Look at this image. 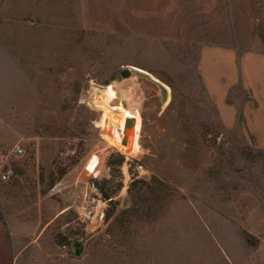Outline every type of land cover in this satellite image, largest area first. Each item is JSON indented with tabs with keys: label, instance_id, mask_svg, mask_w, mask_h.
<instances>
[{
	"label": "rangeland",
	"instance_id": "374dc122",
	"mask_svg": "<svg viewBox=\"0 0 264 264\" xmlns=\"http://www.w3.org/2000/svg\"><path fill=\"white\" fill-rule=\"evenodd\" d=\"M148 8L0 0V220L32 242V259L264 264V150L219 119L195 45L154 38L147 53L134 33ZM256 11L264 41V0ZM161 17L152 14L153 27ZM126 65L158 80L165 100L143 77L116 78Z\"/></svg>",
	"mask_w": 264,
	"mask_h": 264
},
{
	"label": "crops",
	"instance_id": "0c3cea01",
	"mask_svg": "<svg viewBox=\"0 0 264 264\" xmlns=\"http://www.w3.org/2000/svg\"><path fill=\"white\" fill-rule=\"evenodd\" d=\"M151 2L138 14L148 18L147 25H135L134 33L142 44L148 39L147 53L154 38L195 45V68L219 119L242 130L250 148L264 150V41L257 33V0H176L179 30L172 0H164L161 12L153 11ZM154 13L162 17L153 27ZM31 243L0 220V264H71L57 256L29 258Z\"/></svg>",
	"mask_w": 264,
	"mask_h": 264
},
{
	"label": "water",
	"instance_id": "95a60500",
	"mask_svg": "<svg viewBox=\"0 0 264 264\" xmlns=\"http://www.w3.org/2000/svg\"><path fill=\"white\" fill-rule=\"evenodd\" d=\"M131 73H133L134 75L143 77V78L151 81L152 83H154L158 87V90H159L160 102L162 103L165 100V95L166 94H165V89L162 86V84L158 80H154L148 74L143 73V72L131 67L130 65H126L123 68H121L119 70V73H116L115 76H116V78L118 76H128ZM133 121H134L133 117H131V116H126L125 117L124 123H123V129H122V134H123V136L121 138V142L122 143L125 142L126 137H127L128 133H129L132 125H133ZM81 246H82V241L80 239L74 240L73 243H72V246H71V251L73 252V254H77L80 251Z\"/></svg>",
	"mask_w": 264,
	"mask_h": 264
},
{
	"label": "trees",
	"instance_id": "16d2710c",
	"mask_svg": "<svg viewBox=\"0 0 264 264\" xmlns=\"http://www.w3.org/2000/svg\"><path fill=\"white\" fill-rule=\"evenodd\" d=\"M118 161H119V158L116 160V162H118ZM134 181H140L141 183L139 184V186H141V184H143L145 187H148V188L150 189V185L148 184L147 181H145V180H136V179H135ZM132 184H134V182L130 183L129 186L127 187L128 191H130V186H131ZM137 187H138V186H137ZM138 188H139V187H138ZM101 192H102V196H103L104 198H109V197H110V195H109L106 191L101 190ZM108 201L111 202V198H109ZM146 206H147V204H146ZM127 208H128V207L123 208L121 211L124 212V210H126ZM144 209H145V208H144ZM130 210L135 211L136 209L133 207V208H131ZM142 211H143V210H142Z\"/></svg>",
	"mask_w": 264,
	"mask_h": 264
},
{
	"label": "built area",
	"instance_id": "2783aa9c",
	"mask_svg": "<svg viewBox=\"0 0 264 264\" xmlns=\"http://www.w3.org/2000/svg\"><path fill=\"white\" fill-rule=\"evenodd\" d=\"M14 151L16 152H20L21 151V147L16 145L14 148H13Z\"/></svg>",
	"mask_w": 264,
	"mask_h": 264
}]
</instances>
